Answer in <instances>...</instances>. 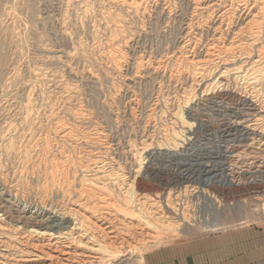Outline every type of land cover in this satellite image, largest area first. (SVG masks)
Instances as JSON below:
<instances>
[{"label": "rangeland", "instance_id": "1", "mask_svg": "<svg viewBox=\"0 0 264 264\" xmlns=\"http://www.w3.org/2000/svg\"><path fill=\"white\" fill-rule=\"evenodd\" d=\"M116 1L0 0V209H3L0 216L6 213L10 224L27 228L31 218H36L33 224L45 225L48 218L53 217L45 210L50 205L63 207L66 204L50 186L48 172L52 163L72 159L77 169L75 172L72 169L74 174H69V181L80 188L82 180L86 179L83 177L88 176L81 167L89 164L94 156L100 157L98 150H107L110 170L119 164L125 174H132L129 147L153 140L157 148L166 138L170 108L164 109L161 115L157 104L162 105L165 99L175 96L183 85L179 79L187 78V73L181 69L182 59L176 61L175 55L181 41H186L183 30L187 23L200 22L201 17L194 16L189 0H171L169 5L160 0H147L146 10L137 15ZM207 28L208 24H203L202 29ZM114 57L122 61L120 70L116 69ZM155 59H162L166 65L160 76L150 74L141 78L137 75L135 64ZM39 71L43 75L38 78ZM240 82L224 90L220 88L211 96L197 92L190 117L200 127L209 121L213 125L210 130L199 131L200 134L183 145L182 150H176L177 153L154 149L153 160L144 161L147 162L143 165L145 169L163 172L158 175L163 179H168L164 174L170 171L171 174L187 172L184 173L188 178L185 184H178L173 178L160 183L157 177V181L148 175L141 178L142 185L149 184L150 195L160 193L163 202L169 190L178 195L181 188L189 185L191 192L177 201L179 208H187L183 209L187 220L179 229L182 232L174 231L169 235L166 232L161 243L137 253L125 264H145L148 255L156 249L177 243L238 229L264 230V194L237 193L253 180L249 172L264 176V132L246 130L247 135L237 136L235 131L224 134L216 127L219 122L232 123L239 118L243 122L264 116L246 99L250 97L251 88L244 82V88L240 87ZM223 93L230 96V100L214 98ZM79 113L87 115L83 116L86 123L76 115ZM59 121L67 123L68 127L76 126L78 130L73 136L76 137L62 140V130L56 127ZM222 172L227 176L226 183L221 180ZM202 190L207 191V198L200 194ZM230 192L233 194L229 195ZM27 218L30 221H26ZM54 222L60 225L59 221Z\"/></svg>", "mask_w": 264, "mask_h": 264}, {"label": "bare ground", "instance_id": "2", "mask_svg": "<svg viewBox=\"0 0 264 264\" xmlns=\"http://www.w3.org/2000/svg\"><path fill=\"white\" fill-rule=\"evenodd\" d=\"M146 1L147 0H117L116 4L123 7L127 6L137 15L141 12L144 13L146 10L145 5L148 3V1ZM170 1L171 0H160V2L168 5L172 4ZM112 2L115 3V1ZM189 4H191L190 6L194 11V16L197 15L201 17V21L195 23L189 21V23H187V28L183 30L186 41L184 39L181 41L180 47L177 48V54L175 55L176 61L182 59L181 62L183 63L181 69L183 72L185 71L187 73V78L178 77V79L180 78L179 81L182 79L181 82H183V85L176 95L167 100L165 99L162 105L157 104V107L159 106L162 110L161 115L165 113L167 107L170 108L168 109V114L166 113L169 117L170 123H168L170 127L168 130L165 129L166 131L163 130L166 133V138H163L157 144V148L154 147L155 141L152 142V139L151 142L145 140L139 145L136 144L129 147L127 154L131 160L129 165L131 164V168L134 167L132 174H128L127 171V174H125L122 170V166L119 164L115 165V167H112L110 170L108 167L110 164L107 162L108 156H106L108 154L107 150L102 149L100 151L97 149L100 153V157L94 156L95 158L93 157L94 159H91L89 164L86 163L87 165L81 167L83 168L82 172L85 174L88 173V176L83 177L86 179L82 180L83 184L82 186L80 184V188H77L74 183L69 181L70 178L68 176L73 172L72 169L74 172L77 169L72 159L66 162H63V160L60 161L59 159L60 162H51L52 164L49 165V172L47 171L49 173L48 179L50 186L54 188L53 191H55L56 194L63 198V203L64 200L66 201V204L63 207H53L54 205H50L45 211L53 217H49L47 223L45 221V225L38 224V222L35 225L32 220L36 218H31L30 227L24 228L23 226L19 227L10 224V221H7L8 216L5 218L6 213L0 216V264H125L132 261L133 256L137 253H142L144 252L143 250L148 247L161 243L165 234L168 233L169 235L174 231H179V233L182 232L179 229L181 225L184 224L183 222L187 220V214L185 212L187 208L183 207L185 210L179 208L177 201L181 196L186 198L187 194L191 192L189 189L190 186L186 185L180 189L181 191L178 190V195L173 194L171 190H169L163 202L161 201L162 197L160 198V193H157L156 196H152L153 194L150 195L149 192L151 190L147 188L149 184L146 186L142 185L141 178H144L142 176L145 175L153 179L157 177L159 183L163 180L168 181L169 178H173V181L178 184L181 182L185 184L188 181V178L184 176L187 172H184L185 174L182 172L181 174H178L179 172L177 174H171L170 171V174H164L168 176V179H163L162 177H158V175L163 172L161 173L159 171L156 173L147 167V169H145L143 167L144 161L148 159L153 160L152 150L154 149L160 152L182 150L183 145L188 144V142H191L192 139L200 134L199 131L210 130L209 128L213 125H210L209 121H205V124H202L200 127L197 125L198 123L196 124L197 121L190 117L194 112L192 107H194V100L197 97V92L203 93L204 96H211L220 88H228L230 84H237L242 81L248 88H251L248 93L250 97L248 96L246 99H250L249 102L255 104L259 108L258 110L260 113H264V93L261 92V90L264 92V88H262L264 87V46L262 45L264 40V0H189ZM205 23L209 26L207 30H203L204 28L202 29ZM192 30L194 34H191ZM122 59H124V57ZM114 62L116 69L120 70L122 65L121 59L114 57ZM135 65L136 73L141 78L150 74L160 76L162 69L166 66L162 59L150 60L147 63L141 60ZM145 68L148 69V72L144 71ZM40 71L37 73L38 78L43 75ZM242 82H240V87L242 86ZM241 90L240 88V91ZM214 98L229 99L230 96L223 93ZM217 112L219 113V111ZM81 114L82 113L76 115H79L82 119L83 116H87ZM253 118L252 120H245L243 122L240 121V118L239 121H235V119L232 123L223 122L219 124L221 123L219 122L216 124V127L217 129L220 127L221 132L224 134L235 131L236 135L243 134L245 136L247 135V133H244L246 130L258 131L261 129L264 132V116H256ZM74 120H76V117ZM84 120L85 119H83V121ZM63 121H59L56 124L57 129L62 130V140H71L75 138L76 136L73 137L74 133L78 130H75L76 126L68 127L66 125L67 123L65 124ZM56 122L57 121H55V123ZM196 125L197 127H195ZM79 136L81 135L79 134ZM81 142L83 143V141ZM145 155L146 157L144 158ZM90 157H92V155ZM70 163L71 166H69ZM79 171L80 170H78V172ZM222 174L223 176H220L221 180L225 182L227 176L223 172ZM249 174L251 175L249 177L253 178V180L249 185L243 187V190L238 189L237 193L245 195V192L247 194L250 192V194H258V196L264 194L263 174L258 172H249ZM157 179L155 180L157 181ZM207 191L202 190L200 194L206 196ZM46 192L48 193V191ZM228 194L230 195L233 193L230 192ZM205 198H207V196ZM27 220L28 218L26 221ZM54 220L59 221L60 225L56 223L55 225L57 226H55L53 224L55 223Z\"/></svg>", "mask_w": 264, "mask_h": 264}, {"label": "crops", "instance_id": "3", "mask_svg": "<svg viewBox=\"0 0 264 264\" xmlns=\"http://www.w3.org/2000/svg\"><path fill=\"white\" fill-rule=\"evenodd\" d=\"M145 264H264V230L238 229L161 247Z\"/></svg>", "mask_w": 264, "mask_h": 264}]
</instances>
